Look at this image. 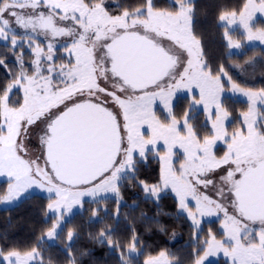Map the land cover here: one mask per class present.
<instances>
[{
    "label": "snow or ice",
    "instance_id": "snow-or-ice-1",
    "mask_svg": "<svg viewBox=\"0 0 264 264\" xmlns=\"http://www.w3.org/2000/svg\"><path fill=\"white\" fill-rule=\"evenodd\" d=\"M257 13L264 15V0L220 10L228 49L241 46L236 26L248 41L264 43V28L254 30ZM195 16V0H0V176L8 181L0 203L32 188L54 197L46 212L52 226L30 245L0 234V264H52L44 244L59 238L74 206L82 208L86 197L99 204L110 193L118 222L126 185L157 204L174 194L178 217L192 229L189 264L218 253L225 264H264V87H243L225 64L211 62ZM225 78L248 101L231 132ZM181 90L193 97L183 117L173 104ZM194 105L211 124L204 135L190 122ZM218 142L227 146L223 155ZM150 155L160 164L154 182L140 175ZM100 212L93 209L90 219L102 223ZM205 217L220 220L222 239L209 228L201 240ZM115 231L104 227L89 239L119 253L117 264H135L133 254L143 252L138 232L132 229L125 246ZM78 236L67 232V264H77L71 242ZM143 264L183 262L161 251Z\"/></svg>",
    "mask_w": 264,
    "mask_h": 264
},
{
    "label": "trees",
    "instance_id": "trees-1",
    "mask_svg": "<svg viewBox=\"0 0 264 264\" xmlns=\"http://www.w3.org/2000/svg\"><path fill=\"white\" fill-rule=\"evenodd\" d=\"M158 2L163 4L164 0H158ZM106 3L115 4L116 0H106ZM195 3V29L197 34L203 38V43L205 45L210 44L207 46L208 58L214 65L221 62L229 65L228 60L232 58V54L224 52L227 47L222 39L223 28L218 26V14L222 8H234L233 6L240 3V0H195ZM0 48H3L1 42ZM234 56L237 57V55ZM4 76L5 73L0 70V79H3ZM192 98V95H181L179 97L174 104V111L178 116L183 117L184 112L189 110ZM231 99V97L225 96L223 102L230 111L233 125H236L238 124L237 115L246 108V102ZM189 115L190 122L197 127L201 135L210 130L202 109L194 105L191 107ZM205 124H207V127H204ZM159 174L160 164L157 159H153L150 155L149 162L141 167L140 175L154 182L158 179ZM5 189L6 184L0 182V195L5 192ZM122 195L124 201H126V206L121 207L118 222L112 219V215L116 211V205L111 197L102 200L99 204L85 201L83 209L66 220L59 238L53 242L47 241L44 244L46 249L45 259H51L52 264H67V252L65 251V245L69 243L67 232L70 228H74L79 233L78 238L71 242L77 264H117L119 253L107 254L108 249L106 246H101L89 239V233L97 234L101 228L113 226L116 229L114 239L121 240L125 246L131 236L132 229L135 228L138 232L143 252L137 254L136 257H132L135 264H143L145 258L156 255L161 251L169 253L172 259L178 258L183 264H189L191 259L189 254L192 252V229L189 227L190 222L183 219L182 216L178 217L174 195L170 192L162 194L157 204L152 201H145L139 189L127 185L122 189ZM50 198L47 195L33 193L23 198L15 206L0 208V234L7 233L9 237L19 241L21 245H30L52 226L54 217L50 214L46 216L47 204ZM134 201L138 204V207H129L133 205ZM96 208L101 209L99 215L103 218L102 223L90 219L92 210ZM105 208L108 212L107 216L104 215L103 209ZM141 213L146 215L142 216ZM156 220L166 226V231L161 232L159 230V226L154 223ZM174 233L175 235H173ZM205 236L206 232L203 229L201 240ZM172 237L174 239H171ZM225 261L223 258H218V260L210 261L207 264H225Z\"/></svg>",
    "mask_w": 264,
    "mask_h": 264
},
{
    "label": "rangeland",
    "instance_id": "rangeland-1",
    "mask_svg": "<svg viewBox=\"0 0 264 264\" xmlns=\"http://www.w3.org/2000/svg\"><path fill=\"white\" fill-rule=\"evenodd\" d=\"M242 2H243V0H240V3H238L237 5H235L233 7L239 6ZM253 23H254V30L259 29V28H264L263 21H258V20H256V18H254ZM232 36H233V39L237 40L241 46H240V48H233V49L226 48V49H224V52L232 54V55L230 54L232 58H230L228 60L229 65L226 64L227 68L230 71V75H232L233 79L237 83H240L241 86H243V87H251L253 89H259V88L264 87V55H263L264 54V51H263L264 50V43L260 42L259 40L248 41L246 38V35L243 34V29L239 26L235 27V30L232 32ZM1 43H3V42H1ZM208 45H210V44L205 45L203 43V46H204V49L206 52L208 51L207 50ZM217 54H218V51H217ZM234 55H237V57ZM221 63H223V62H221ZM224 83H225V92L222 94V100L225 96H229L232 98L231 100L244 101V102H246V108L243 109V111L246 110L248 107L247 98L242 96L239 93H232L231 91H229L228 89L230 88V85L227 82V78H225ZM193 92L196 94V98L198 99L199 98V90L193 89ZM181 95L190 96V95H192V93H189L186 90H181V91L177 92L173 98V104L176 103V101L179 99V97ZM195 106L199 109H202V111L204 112L202 105H195ZM156 110H157L158 115H162V107L161 106H157ZM241 112L242 111H240V113ZM240 113H238L237 117H239ZM204 116H205V119L207 121V116H206L205 112H204ZM208 124L211 128L210 122H208ZM225 126L228 128L229 132H231L234 128L239 127V124L233 125L232 118L229 117V121L225 122ZM30 147L33 150H35L38 147V144L35 141V139H33V142L30 145ZM226 148H227L226 144H224L223 142H218L217 146H216V151L219 155H223V152L226 151ZM176 151L178 154L181 152L180 149H177ZM156 159L158 160V157ZM158 162H159V160H158ZM177 166H178V164H177ZM0 182H4L6 184V189H7V183H8L7 177L0 176ZM168 192H170V190ZM33 193H38V194L50 196L49 193H47L46 191H44L42 189L32 188V189H29L27 192H25L18 200L13 201L12 203H0V208H10L12 206H15L23 198H25L29 194H33ZM106 196L111 197V194L110 193L106 194ZM51 198H54V197H51ZM89 199L90 198H87V197L84 198L85 201H88ZM192 204L194 205V201L192 202ZM82 209H83V207L81 208L80 206H74L72 212L66 217V220L71 215H73L74 213H76L78 211H81ZM221 219H222V217H221ZM203 220H204L203 229L206 232V234H207L209 228H211V229H213L214 232H218V235H217L218 239L223 238L222 235L220 234L222 232V230L220 228V220L219 219H217L216 217H205V218H203ZM208 221H212V223H208ZM171 239H174V237H172ZM49 242H53V241H49ZM156 255H158V254H156ZM156 255H153V256H156ZM136 256H137V254H133L132 257H136ZM147 258H145V259H147ZM218 258H223L226 260V258L223 256V253H218L215 256L208 257L207 260L205 261V264L209 263L210 261L218 260Z\"/></svg>",
    "mask_w": 264,
    "mask_h": 264
},
{
    "label": "flooded vegetation",
    "instance_id": "flooded-vegetation-1",
    "mask_svg": "<svg viewBox=\"0 0 264 264\" xmlns=\"http://www.w3.org/2000/svg\"><path fill=\"white\" fill-rule=\"evenodd\" d=\"M254 18H256L258 21H263L264 23V15L257 13Z\"/></svg>",
    "mask_w": 264,
    "mask_h": 264
}]
</instances>
